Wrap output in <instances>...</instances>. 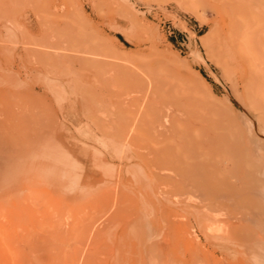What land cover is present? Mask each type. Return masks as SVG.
Wrapping results in <instances>:
<instances>
[{
  "label": "rangeland",
  "instance_id": "374dc122",
  "mask_svg": "<svg viewBox=\"0 0 264 264\" xmlns=\"http://www.w3.org/2000/svg\"><path fill=\"white\" fill-rule=\"evenodd\" d=\"M234 41L264 50V0H0V264H264V121ZM146 81L188 106L184 150L118 125L111 100Z\"/></svg>",
  "mask_w": 264,
  "mask_h": 264
},
{
  "label": "bare ground",
  "instance_id": "6f19581e",
  "mask_svg": "<svg viewBox=\"0 0 264 264\" xmlns=\"http://www.w3.org/2000/svg\"><path fill=\"white\" fill-rule=\"evenodd\" d=\"M221 53L222 58L226 56L231 59L230 61L237 60L236 55L240 57V61H242L241 72L243 74L247 73L249 81L251 82L250 84H247L249 85V90H247L249 91L248 94L251 101V106L253 108L255 107L258 111H261L259 112L261 113V116L259 117H262V120L264 121V50L260 55L252 56L248 51L246 52V50L242 48L239 43L237 44L234 41L231 43V45H228V48H224L223 46L221 48ZM232 55H235L234 58L231 57ZM86 77L91 78H88L87 80L89 82L92 81V84L97 82L94 79V76H91L90 74ZM135 91L139 93V95L137 97H133V99L130 97V99H124L120 102H117L118 100L116 99V101L111 100V106H115L117 109L116 111L121 112L124 116H122L121 120L119 119L118 125L122 126L127 124L129 126L130 124L136 128H143L150 136L152 134L156 137L160 136L163 139V142H166V147L168 144L172 143V146L178 150H184L187 148L188 144L192 140V136L191 134L188 135L181 133L179 129L182 128L185 132L195 131V127L191 123V121H193V117L188 106L178 102L176 100L175 94L171 90L164 88L163 85H159L157 83L153 84L147 81L143 82L141 86H137ZM111 97H113V95ZM111 97L109 94L108 99ZM140 99H142V101ZM108 108L109 107H103L101 109L102 114H111V112L112 114L115 113L112 109ZM164 110H166V113ZM181 112H183V114H180ZM164 117L167 119L165 120ZM98 122L97 124L101 126L105 125V122L101 121V119ZM156 125H159L162 128H157ZM171 171L182 176L188 174L186 170H180V168H172ZM44 187L50 189L51 185L49 186V184H44ZM250 262L252 263L251 260Z\"/></svg>",
  "mask_w": 264,
  "mask_h": 264
}]
</instances>
